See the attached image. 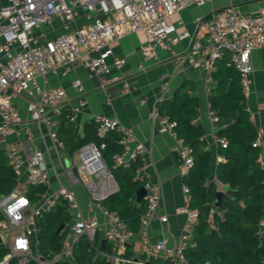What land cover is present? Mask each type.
<instances>
[{
  "label": "built area",
  "instance_id": "obj_1",
  "mask_svg": "<svg viewBox=\"0 0 264 264\" xmlns=\"http://www.w3.org/2000/svg\"><path fill=\"white\" fill-rule=\"evenodd\" d=\"M212 0H7L0 5V146L5 150L12 169L19 174L27 169L28 185L47 186L51 175L46 161L45 152L36 149L29 155L22 153L16 140L8 137L18 134L16 125L19 120L17 106L14 102L21 93H28L33 99L29 103L31 119L44 123L48 127L51 139L63 146L55 128L56 122L52 115L59 114L60 106L67 99L63 88H51L42 85L39 77L48 73L65 75L79 61L83 62L89 75L100 78L102 86L109 82L112 64L108 57L113 54L111 42L136 32H143L147 42L141 46L145 59L152 60L159 49L173 54V45L188 37L191 45L181 54H173L172 60L177 70L186 67L199 68L204 62L209 69H217V61L230 54L228 65L240 73L241 85L245 95L248 94L250 74L253 70L251 53L264 47V9L256 14H243L236 7L230 6L215 12L210 18L200 21V28L207 34V51H202L200 42L189 32H177L183 20L176 24L169 19L181 10L193 5H203ZM81 10L86 11L91 19L88 23L78 25L73 29L61 32L51 39H46L43 31L36 34V29L44 24H52L59 18L65 25L74 20ZM39 36L41 38H39ZM126 60L116 58L114 65L121 67ZM139 67L144 68L143 64ZM125 88L129 87L124 83ZM73 87L79 91L76 106L72 108L71 118L81 111L85 105L83 96L84 85L79 79L73 82ZM164 88V87H163ZM144 101V100H143ZM248 109V108H247ZM209 117L213 123H219L220 118L215 109L209 106ZM160 130H172L179 139L174 146L186 173L193 165V148L183 144V140L174 131L175 123L167 116L157 114ZM98 123L97 135L103 137L108 130L121 133L122 153L113 156L115 165H128L131 161L141 160L134 175L135 181H145L146 165L143 158L146 146L137 139L134 131L119 123L117 119L104 115L96 117ZM226 124H222L225 127ZM219 145L227 146V139H218ZM255 141L253 146H257ZM105 143L101 144L104 147ZM68 160L65 171L71 185L80 182V174L89 176L110 175L102 151L95 143L83 145L71 157H61ZM223 160L224 157L222 156ZM218 187L220 181L216 179ZM145 195L146 210L141 215L140 229L137 232L140 239V253L131 258L119 255L128 238L135 233L127 228L126 223L116 212L110 211L94 201L95 207L102 210L107 218L104 229V239L114 245L113 254L104 253L108 264H150L142 254L149 253L164 260L167 264L186 263L184 249L192 243V229L197 222V209L190 208V188L183 185L185 196L181 213L186 214L184 229L179 241L168 245L166 239H152L148 227L156 209L159 206L160 193L147 183ZM87 188L93 199L97 198V184L94 179L87 183ZM27 185L18 183L8 194L0 195V246L6 254L0 259V264H9L16 259L17 264H29L32 260L38 264H56L60 258L74 259V249L83 237L94 246L95 238L101 232L102 224L93 215H85L77 197L70 186H61L33 201L27 195ZM66 201L70 222L66 226V236L62 241L61 250L54 256H44L39 250L38 238L41 217L50 211L60 200ZM219 217H224V211L213 206L210 211ZM161 221H167L161 216ZM264 233V218L260 222ZM37 249V250H36ZM37 251V252H36Z\"/></svg>",
  "mask_w": 264,
  "mask_h": 264
},
{
  "label": "crops",
  "instance_id": "obj_2",
  "mask_svg": "<svg viewBox=\"0 0 264 264\" xmlns=\"http://www.w3.org/2000/svg\"><path fill=\"white\" fill-rule=\"evenodd\" d=\"M6 2L7 0H0V5ZM230 6L236 7L243 14H256L264 9V0H212L203 5H193L181 10L173 15L169 22L176 24L179 20H183V24L178 26L177 32H189L192 37L198 39L202 51H207V34L200 28V21L206 20L215 12ZM90 19L91 16L86 11L81 10L79 15L74 20L69 21L67 25L59 18H55L52 24L41 25L35 32L38 35L40 31H43L45 38L51 39L61 32L88 23ZM39 38L41 37L39 36ZM146 42L147 36L143 32L131 33L122 39L111 42L113 54L108 57V61L112 64V70L109 75V82L105 86H102L98 76L89 75L82 61L77 62L65 75L48 73L45 77H39V81L46 87L65 89L67 99L60 106L59 113L68 112L69 114L72 108L76 106L80 94L73 87V82L77 79L83 82V96L86 103L73 118L76 123V131L82 132L86 123L96 121L97 116L104 115L117 119L120 124L131 128L137 139L145 144L146 153L143 158L146 165L145 181H140L139 183L142 184L139 187L145 186L147 183L152 189H157L160 193L159 206L149 223V236L152 239H166L168 245L174 246L179 241L186 220V214L180 212L185 200L183 177L186 173L182 169L181 159L173 149L178 144L179 139L172 130H160L157 105L165 99L171 100L179 89L186 90L189 95L198 99L199 115L194 119V122L201 124L205 130L206 144L204 149L211 152V177L216 184V167L220 161L225 160V157L219 152V148L222 146L218 143V139L225 137L219 134V130L223 128L222 124L225 123H213L211 121L208 114L209 106H211L209 95L211 89L216 85L213 73L218 69L219 64L229 66L227 63L230 54L226 53L223 58L217 61V69L215 70L209 69L204 62L199 68L186 67L179 71L173 63L172 56L173 54H181L190 48V37L174 44L173 54L164 49H159L152 60L145 59L140 51L141 46ZM116 58H124L126 62L121 67H116L113 64ZM251 63L253 70L250 74L246 103L250 118L258 131V138L255 140L258 142L256 147L260 150L258 163L264 169V47L252 51ZM139 64H143L144 68L139 67ZM234 70L237 71L235 68ZM238 74L240 75L239 72ZM124 83H128L129 87L125 88ZM32 99L28 93H21L14 100L19 114L16 125V130L19 133L9 136L8 139L16 140L25 155H29L36 149L44 150L51 180L50 184L45 186L46 190L42 196L61 188V186H70L84 214L93 215L101 222L100 234L104 237L107 218L101 209L95 207L93 202L98 201L103 207L102 200L119 191L117 180L111 173L99 177L80 174V182L71 185L65 171L69 162L68 160L63 162L61 157L64 155L71 157L73 154L68 155L65 152V145L58 146L50 138L48 127L44 123L31 119L29 103ZM56 115L58 114L53 116ZM174 131L176 132L175 129ZM181 139L183 140V138ZM182 143L186 144L184 140ZM0 150L4 152L10 163L2 146H0ZM222 156L224 157L223 160L221 159ZM139 161L141 163L142 159ZM92 179L97 184L96 199H93L87 188V183ZM18 183L29 186L27 169L23 168L18 174ZM216 187L217 191L226 192V186L221 184L218 187L216 184ZM144 204H146L145 198ZM161 216H166L167 221H161ZM137 232H134L135 234L128 238L125 245L118 249L119 255L129 245L132 247L133 257L140 253L141 246ZM34 238H38L39 241V236Z\"/></svg>",
  "mask_w": 264,
  "mask_h": 264
},
{
  "label": "trees",
  "instance_id": "obj_3",
  "mask_svg": "<svg viewBox=\"0 0 264 264\" xmlns=\"http://www.w3.org/2000/svg\"><path fill=\"white\" fill-rule=\"evenodd\" d=\"M213 78L216 85L211 89L209 101L220 122L226 124L219 134L228 141L226 147L219 148L225 160L220 161L215 170L217 179L227 187L218 207L224 211L223 218L210 212L215 205L217 187L211 177V152L204 149L205 130L201 124L194 122L199 115L198 99L186 90L179 89L171 100L165 99L157 105L159 115L173 121L178 136L193 148V165L183 179L190 188V208L197 209L198 218L192 229V243L184 249L186 263L264 264V233L260 225L264 218V169L258 163L260 150L252 145L258 138V131L247 110L246 95L238 72L232 66L219 64ZM51 117L57 121L56 129L68 155L90 142L101 148L103 159L119 184V191L101 203L108 210L118 213L129 230L137 232L141 215L146 210V204L141 208H134L131 204V198L142 184L134 180L140 161L114 166L113 156L123 150L121 133L108 130L103 137L98 136L97 121L86 123L82 132L76 131V123L68 112ZM103 142L105 146L101 147ZM17 178L18 174L0 150V194L11 192L17 184ZM45 190V186L29 185L26 193L33 201H38ZM69 222L67 204L62 199L41 217L39 245L42 255L51 257L61 250L67 229L57 230ZM115 252L113 243L98 233L94 246L83 237L81 244H77L74 249L75 258H60L56 264H108L104 253ZM5 254L6 250L0 247V259ZM121 256L133 257L131 245L126 247ZM145 259L150 264H167L151 255ZM9 264H17L16 259H12ZM29 264L38 263L32 260Z\"/></svg>",
  "mask_w": 264,
  "mask_h": 264
},
{
  "label": "water",
  "instance_id": "obj_4",
  "mask_svg": "<svg viewBox=\"0 0 264 264\" xmlns=\"http://www.w3.org/2000/svg\"><path fill=\"white\" fill-rule=\"evenodd\" d=\"M147 194V188L145 186H141L136 190L135 195L132 197L131 199V203L132 206L134 208H141L144 204V198L145 195ZM223 190H218L216 192V201H215V206L219 207L221 205L222 202V197H223ZM65 227V224H62L59 228H58V232L63 229ZM2 242V237L0 236V243ZM105 240H103L102 244L104 245ZM79 244H81V242H79Z\"/></svg>",
  "mask_w": 264,
  "mask_h": 264
},
{
  "label": "rangeland",
  "instance_id": "obj_5",
  "mask_svg": "<svg viewBox=\"0 0 264 264\" xmlns=\"http://www.w3.org/2000/svg\"><path fill=\"white\" fill-rule=\"evenodd\" d=\"M85 179H87V178H85ZM36 236L38 237L39 236V234L37 233L36 234ZM37 246H39V243L38 244H36ZM37 250V249H36ZM37 252V251H36ZM150 256V254L149 253H146V256L145 257H149Z\"/></svg>",
  "mask_w": 264,
  "mask_h": 264
}]
</instances>
